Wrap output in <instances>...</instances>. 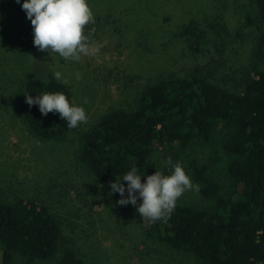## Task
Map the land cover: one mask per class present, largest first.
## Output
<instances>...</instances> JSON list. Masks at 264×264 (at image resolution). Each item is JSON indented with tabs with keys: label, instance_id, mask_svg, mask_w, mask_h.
Returning <instances> with one entry per match:
<instances>
[{
	"label": "rangeland",
	"instance_id": "1",
	"mask_svg": "<svg viewBox=\"0 0 264 264\" xmlns=\"http://www.w3.org/2000/svg\"><path fill=\"white\" fill-rule=\"evenodd\" d=\"M23 2L0 0V198L48 206L62 223L65 247L87 264H194L192 255L145 234L146 222L137 211L140 199L136 206L118 204L121 196L110 188L116 179L98 181L83 169L76 157L78 136L106 112L133 107L146 86L167 75L200 72L238 88L256 36L249 21L254 18L251 0H88L97 25L85 31L94 28L92 40L107 43L79 62L34 46ZM190 22L206 33L200 51L197 38L182 34ZM55 71L69 81L73 103L85 109L88 119L64 140L43 141L29 133L16 106L25 79H53ZM175 153L194 185L178 202L211 206L213 200L203 197L191 176L190 161L207 165L223 182L225 156L219 144L163 145L140 172L141 182L157 170L164 173ZM12 264L26 263L17 258Z\"/></svg>",
	"mask_w": 264,
	"mask_h": 264
},
{
	"label": "trees",
	"instance_id": "2",
	"mask_svg": "<svg viewBox=\"0 0 264 264\" xmlns=\"http://www.w3.org/2000/svg\"><path fill=\"white\" fill-rule=\"evenodd\" d=\"M251 3L254 18L249 21L256 36L238 88L200 72L167 75L146 86L133 107L106 112L78 136L79 164L102 182L133 166L143 172L163 145H220L223 182L207 165L190 161L191 176L203 197L213 200L211 206L177 201L166 222L144 220L149 238L192 255L194 264H264V0ZM182 34L197 38L195 49L201 50L198 43L206 33L194 22ZM57 91L74 105L69 87L54 79L29 77L20 84L17 115L43 141L64 140L70 128L58 113L44 116L38 105L29 106L25 93L35 98ZM178 158L175 153L171 160ZM164 174H171L167 163ZM0 249L3 264L17 258L26 264H87L65 247L58 216L48 206L23 198H0Z\"/></svg>",
	"mask_w": 264,
	"mask_h": 264
},
{
	"label": "clouds",
	"instance_id": "3",
	"mask_svg": "<svg viewBox=\"0 0 264 264\" xmlns=\"http://www.w3.org/2000/svg\"><path fill=\"white\" fill-rule=\"evenodd\" d=\"M16 2L20 3V0ZM22 10L31 21L34 46L39 51L48 52L52 57L59 56L64 60L79 62L82 56L98 53L107 43L105 41L98 44L92 40L94 28L90 32L85 31L89 24L95 23L88 0H24ZM76 78L79 80L82 77L77 73ZM53 79L64 85L69 83L60 71L53 73ZM25 96V102L29 106L38 105L42 115L58 113L70 129L87 122L85 109L71 104L63 92H43L35 98L28 93H25ZM83 103L87 104L88 100L85 98ZM166 163L171 166L169 175L157 170L148 175L146 182L142 183L143 174H140L137 166H133L130 171L117 177L115 182H110L111 192L121 196L117 203L136 206L137 200L140 199L142 202L137 211L143 220L153 223L158 220L166 222L178 199L185 191L194 188L191 178L180 162L173 163L169 157ZM121 179L127 182L126 187L121 183Z\"/></svg>",
	"mask_w": 264,
	"mask_h": 264
}]
</instances>
